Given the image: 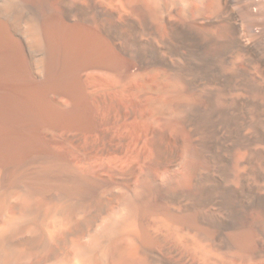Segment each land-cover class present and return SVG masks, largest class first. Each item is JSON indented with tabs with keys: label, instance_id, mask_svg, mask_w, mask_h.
Returning a JSON list of instances; mask_svg holds the SVG:
<instances>
[{
	"label": "bare ground",
	"instance_id": "bare-ground-1",
	"mask_svg": "<svg viewBox=\"0 0 264 264\" xmlns=\"http://www.w3.org/2000/svg\"><path fill=\"white\" fill-rule=\"evenodd\" d=\"M0 264H264V0H0Z\"/></svg>",
	"mask_w": 264,
	"mask_h": 264
},
{
	"label": "rangeland",
	"instance_id": "rangeland-1",
	"mask_svg": "<svg viewBox=\"0 0 264 264\" xmlns=\"http://www.w3.org/2000/svg\"><path fill=\"white\" fill-rule=\"evenodd\" d=\"M132 103H133V101H132V98L131 97H126V98H124L122 100V104H123L124 107H129ZM143 104L144 103H141V104L137 105V109L140 106L143 107V108L140 107L138 109L140 115L143 117V120L141 122L134 123L132 125L131 138L133 139V141L136 140L137 137L140 134L145 135L148 132V130L151 128V126H152L151 123H150V121L148 120L149 113H148L147 107H145L146 105L144 106ZM114 133L116 135L119 134L118 131L117 132L114 131ZM143 147H144V150H145V155L147 156L148 155V150H147V148H146L145 145H143Z\"/></svg>",
	"mask_w": 264,
	"mask_h": 264
}]
</instances>
